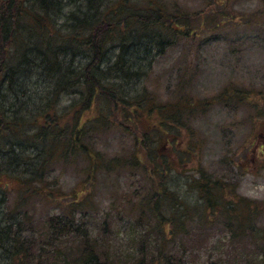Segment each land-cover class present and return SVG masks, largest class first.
<instances>
[{
	"label": "trees",
	"instance_id": "1",
	"mask_svg": "<svg viewBox=\"0 0 264 264\" xmlns=\"http://www.w3.org/2000/svg\"><path fill=\"white\" fill-rule=\"evenodd\" d=\"M141 1L0 0V196L16 185L21 195L71 199L46 219L45 234L24 236L22 219L0 223V264H264L257 200L235 188L227 195L225 184L205 172L198 178L200 195H181L168 182L176 158L159 150L164 140L181 139L167 134H180L184 120L208 105L194 95L198 70L189 62L178 83L183 91L169 101L158 100L142 81L157 56L189 35L187 20L200 16L164 0ZM240 89L228 85L214 99L234 98L236 106L247 95ZM64 93L72 95L71 117L60 111ZM93 107L96 115L83 121ZM116 129L132 134L129 153L96 151L88 137ZM79 156L89 162V187L96 173L109 176L126 162L148 175L150 186L124 197L135 213L128 219L135 228L128 250L112 249L109 215L96 232L83 227L80 217H88L85 206L93 197L88 188V195L75 190L69 198L44 189L49 168ZM33 184L42 190H29ZM215 232L228 239L220 240L217 259Z\"/></svg>",
	"mask_w": 264,
	"mask_h": 264
},
{
	"label": "rangeland",
	"instance_id": "2",
	"mask_svg": "<svg viewBox=\"0 0 264 264\" xmlns=\"http://www.w3.org/2000/svg\"><path fill=\"white\" fill-rule=\"evenodd\" d=\"M164 2L168 4L167 7L176 4L185 14L192 13L200 18L187 20L191 28L189 35L155 58L153 68L142 84H147L148 91H153L160 101L176 98L183 91L178 83L184 75L183 67L189 62L191 67L198 70V76L193 79L194 95L201 99V103L208 105L205 112L197 111L194 117L184 120L185 126L180 134L172 131L167 134L181 139L179 144L172 141L168 144L169 141L164 140V148L159 150L160 156L176 158L168 182L177 186L181 195H200L198 178L205 172L206 176L225 184L224 193L228 192L227 195H231V189L235 188L239 195L257 200L261 207L259 219L264 224V2ZM34 84L39 82L35 81ZM228 85L237 86L247 94L243 103L232 105L234 98L217 103L214 98ZM71 101L72 95L65 93L59 101L60 111H68L69 117L73 113V108L69 107ZM93 114L96 115L95 107L84 113L83 121ZM126 123L132 131H139L138 127ZM131 135L116 129L111 134L104 133L98 138L89 136L88 139L92 140L96 151L108 156L121 154L125 157L134 145ZM88 167L89 162L83 156L65 163L58 162L48 169L44 189L54 192V197L69 198L72 193L75 194V190L77 194L88 195V188L93 196L89 205L85 206L89 215L83 219L78 214L84 222L83 227L96 232L109 215L113 229L110 239L112 249L118 252L128 250L131 246L129 233L135 231L129 226L128 219L135 213L124 197H133L137 189L150 186L148 175L126 162L122 169L109 176L96 173L92 181L94 185L91 183L89 187ZM33 187L38 192L42 190L34 184L29 190H33ZM49 198L50 195L37 192L21 195V186L11 185L10 192L0 196L1 226L22 219L24 236L45 234L46 219L61 214L65 202L71 200L61 203ZM20 205H23L22 209L17 210ZM213 236L211 240L217 246L213 259H217L223 250L219 249L222 245L220 240L225 242L228 239L223 238L221 232ZM206 259L207 254L203 255L202 261Z\"/></svg>",
	"mask_w": 264,
	"mask_h": 264
}]
</instances>
